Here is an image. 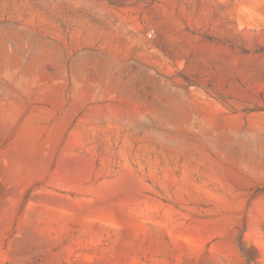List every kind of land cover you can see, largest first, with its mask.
<instances>
[{"label":"rangeland","instance_id":"374dc122","mask_svg":"<svg viewBox=\"0 0 264 264\" xmlns=\"http://www.w3.org/2000/svg\"><path fill=\"white\" fill-rule=\"evenodd\" d=\"M0 264H264V0H0Z\"/></svg>","mask_w":264,"mask_h":264}]
</instances>
